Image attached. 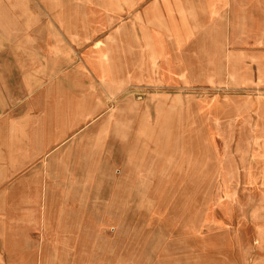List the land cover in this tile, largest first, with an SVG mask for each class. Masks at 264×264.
<instances>
[{"label":"crops","instance_id":"obj_1","mask_svg":"<svg viewBox=\"0 0 264 264\" xmlns=\"http://www.w3.org/2000/svg\"><path fill=\"white\" fill-rule=\"evenodd\" d=\"M210 83L264 148V0H0V264H264V220L197 252L161 198L159 133Z\"/></svg>","mask_w":264,"mask_h":264},{"label":"rangeland","instance_id":"obj_2","mask_svg":"<svg viewBox=\"0 0 264 264\" xmlns=\"http://www.w3.org/2000/svg\"><path fill=\"white\" fill-rule=\"evenodd\" d=\"M203 71L199 62L194 73ZM222 90L216 83L178 89L183 103L171 117L175 125L161 130L154 145L160 150L161 186L176 193L161 198L170 202L172 216L197 252L227 250L234 236L242 245L257 220H264V148L257 146L244 114L239 131L223 127L215 104Z\"/></svg>","mask_w":264,"mask_h":264}]
</instances>
